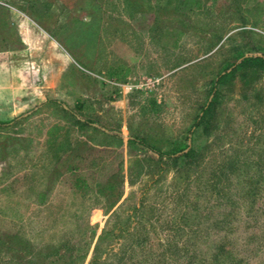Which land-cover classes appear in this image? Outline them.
Returning a JSON list of instances; mask_svg holds the SVG:
<instances>
[{"label":"rangeland","instance_id":"obj_1","mask_svg":"<svg viewBox=\"0 0 264 264\" xmlns=\"http://www.w3.org/2000/svg\"><path fill=\"white\" fill-rule=\"evenodd\" d=\"M0 3V264H264V0Z\"/></svg>","mask_w":264,"mask_h":264},{"label":"trees","instance_id":"obj_2","mask_svg":"<svg viewBox=\"0 0 264 264\" xmlns=\"http://www.w3.org/2000/svg\"><path fill=\"white\" fill-rule=\"evenodd\" d=\"M254 67L264 68V58H262L261 56L243 57V60L239 64H237L231 71H226L224 73H221L214 81L213 90H212L213 97L210 100L209 104L203 108V114L205 115L211 112V110L214 108V105L219 97L220 84H224L235 78V76L238 74L239 71L241 72V70L254 68ZM183 147L184 146L181 145L179 148L182 149ZM153 148L157 152H160V154L162 153V151L159 148L158 149L155 147ZM84 183H86V181L83 179V177L80 176L76 177L75 179L76 187H80ZM228 240L230 239L227 238V236L226 237L224 236V238L222 237L219 240L213 242L215 246L214 247L212 246L211 255L202 256L201 254L202 252L200 251L194 253L192 252L191 255H189V257H185L186 260L182 259V262L179 264H247V260L245 259V257L240 256V251L236 248L235 246L236 244L230 243ZM18 248L19 250L27 252V243L20 244ZM164 260H166V258H164ZM94 261H97V259H94Z\"/></svg>","mask_w":264,"mask_h":264},{"label":"crops","instance_id":"obj_3","mask_svg":"<svg viewBox=\"0 0 264 264\" xmlns=\"http://www.w3.org/2000/svg\"><path fill=\"white\" fill-rule=\"evenodd\" d=\"M9 12H10V10L0 3V35H2L1 31H2V27L3 26H5V25L8 26L7 24H12L13 25V22H11L12 16H11V18L9 17L10 14H11ZM7 15H9V16H7ZM16 16H18V20H22L23 21V20L26 19V18L25 19H21V15L20 16L16 15ZM24 24L26 25V27L33 28V30H35L34 29L35 27L33 25H31L33 23L30 22V19L27 18L26 21H24ZM31 26H33V27H31ZM17 57L18 56L14 55V54H11L8 57H6V53L3 50H0V65L3 64L5 66V64H9L10 71H11V77H12L11 79H14V77H16L14 64L17 63ZM28 60H27V62H29ZM11 86L13 88H17V87H15L13 82L11 83ZM10 92L11 91L6 92L4 89H0V95H2V96H5V94L9 95Z\"/></svg>","mask_w":264,"mask_h":264}]
</instances>
